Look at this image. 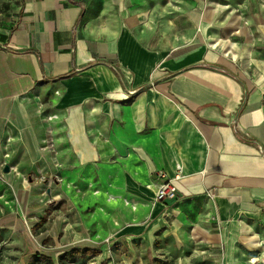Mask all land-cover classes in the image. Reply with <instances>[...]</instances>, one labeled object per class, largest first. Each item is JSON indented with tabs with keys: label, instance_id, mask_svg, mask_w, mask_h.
Masks as SVG:
<instances>
[{
	"label": "crops",
	"instance_id": "0c3cea01",
	"mask_svg": "<svg viewBox=\"0 0 264 264\" xmlns=\"http://www.w3.org/2000/svg\"><path fill=\"white\" fill-rule=\"evenodd\" d=\"M4 35L0 163L113 180L123 264L264 259V0H23Z\"/></svg>",
	"mask_w": 264,
	"mask_h": 264
},
{
	"label": "rangeland",
	"instance_id": "374dc122",
	"mask_svg": "<svg viewBox=\"0 0 264 264\" xmlns=\"http://www.w3.org/2000/svg\"><path fill=\"white\" fill-rule=\"evenodd\" d=\"M21 2L0 0V35L17 22ZM10 165L9 171L5 166L0 168V206L4 207V214L0 212V264H46L30 259L25 253L29 242L53 257L55 264H123L122 257L131 249L130 244L113 238L109 231L114 216L119 214L115 209L120 207L128 215L132 205L137 204L128 199L130 206L124 201L125 197L110 195L113 194L109 191L114 188L113 180L93 177L92 183L96 186L90 187L91 179L83 176L66 181L39 179L19 167L18 173ZM96 189L100 192L96 193ZM34 224H37L36 229H32ZM156 245L159 246V241ZM131 246L142 255L150 249L144 238ZM76 247H99L101 253L86 259L79 256L61 258L66 251ZM170 247L174 250L171 252L173 258L164 261L165 264L174 263L180 253L175 243ZM146 258L148 264L163 261L156 258L149 263Z\"/></svg>",
	"mask_w": 264,
	"mask_h": 264
},
{
	"label": "built area",
	"instance_id": "2783aa9c",
	"mask_svg": "<svg viewBox=\"0 0 264 264\" xmlns=\"http://www.w3.org/2000/svg\"><path fill=\"white\" fill-rule=\"evenodd\" d=\"M134 92V91H133ZM57 115L56 114H53V115H48L45 117V119L47 121H50L54 118H56ZM43 146H42V150L44 151H51L53 153L56 154V151H55V147H54V140H53V137L51 134H49L44 140H43ZM5 157H8L9 154L8 153H5L4 155ZM6 165H9L8 163H6L5 161L0 163V168H4V166ZM10 167L12 168L13 165H10ZM158 177L162 179V182L161 183H156L153 185V187L155 188V197L158 201H169V200H174L176 199L177 197V186L176 184L174 183V180L170 179L167 177L166 173L164 172H160L158 174ZM175 178L178 179L180 178V174H176L175 175ZM90 187H92V184H90ZM95 192H99L98 189L95 190ZM124 201L127 203V204H131L130 201L127 199V198H124ZM133 209H135L136 207L133 206ZM251 261L253 263H256V264H264V259H256V258H252Z\"/></svg>",
	"mask_w": 264,
	"mask_h": 264
},
{
	"label": "trees",
	"instance_id": "16d2710c",
	"mask_svg": "<svg viewBox=\"0 0 264 264\" xmlns=\"http://www.w3.org/2000/svg\"><path fill=\"white\" fill-rule=\"evenodd\" d=\"M21 1L23 2V0ZM21 13H22V5L18 13V16H20ZM13 27L14 26L10 28V31H12ZM0 37L5 38L4 33L1 34ZM35 226H37V224H34L32 229H36ZM31 245L32 243L30 244L29 242V244L27 245L25 249V253L30 255V259L38 261V262H43L46 264H55L53 257H51L50 255L46 253H43L42 251L38 250L37 248H34V246L33 245L31 246ZM100 253H101V249L99 247L98 248L76 247V248H71L70 250L66 251L63 255H61V258H65L68 256L67 257L68 259H74L76 256H79L81 258L86 259L88 257L90 258V257L98 256Z\"/></svg>",
	"mask_w": 264,
	"mask_h": 264
},
{
	"label": "water",
	"instance_id": "95a60500",
	"mask_svg": "<svg viewBox=\"0 0 264 264\" xmlns=\"http://www.w3.org/2000/svg\"><path fill=\"white\" fill-rule=\"evenodd\" d=\"M5 170H6V171H9V165H6V166H5Z\"/></svg>",
	"mask_w": 264,
	"mask_h": 264
},
{
	"label": "bare ground",
	"instance_id": "6f19581e",
	"mask_svg": "<svg viewBox=\"0 0 264 264\" xmlns=\"http://www.w3.org/2000/svg\"><path fill=\"white\" fill-rule=\"evenodd\" d=\"M12 169L17 170V167L13 166Z\"/></svg>",
	"mask_w": 264,
	"mask_h": 264
}]
</instances>
